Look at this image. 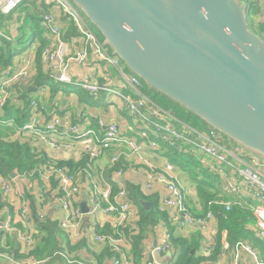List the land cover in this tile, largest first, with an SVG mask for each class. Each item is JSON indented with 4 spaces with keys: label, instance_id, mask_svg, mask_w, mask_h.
<instances>
[{
    "label": "built area",
    "instance_id": "1",
    "mask_svg": "<svg viewBox=\"0 0 264 264\" xmlns=\"http://www.w3.org/2000/svg\"><path fill=\"white\" fill-rule=\"evenodd\" d=\"M24 2L25 0H0V17H12ZM56 5L77 36L71 42L75 51L70 55L69 45L63 40L64 29L58 23L55 13L48 12L43 16L41 25L47 44L42 50V59L44 71L49 77L63 84L72 83L69 70L70 63L73 62L77 67L90 68L87 75L98 78L95 69L88 66L101 62L113 67L124 77L136 96L123 97L126 111L132 120V126L127 127L129 135L115 121L105 123L98 119L93 128L92 123L75 122L69 115L56 113L51 114L49 120L45 121L43 106L38 101H30L29 120L16 128L18 135L40 138L54 150H71L76 144H80L82 151L90 159L101 157L107 150H114L111 155L112 162H124L122 169L116 168L112 172V177L118 185L115 195L112 193V186L92 170L83 169L71 174L66 167H58L53 163H47L43 172L40 166L36 168L42 179L44 175L47 178L59 179L53 199L65 213L64 219L59 223L60 229L71 236L85 216L102 215L110 219V231L98 234L93 229L91 233L86 234L85 239L89 244L100 245L113 254L112 264H133V259L126 250L131 244V237L138 233L140 220L138 208L132 203L126 190V184L131 181L130 176L133 175L143 177L136 185L145 196L158 195L157 210L165 214L172 225L182 231L198 232L200 241L197 253L200 257L209 259L217 253L219 260L229 259L227 264H245L247 258L251 264H264V249L241 241L230 245L226 231L220 228L222 218L232 210L240 209L248 215L246 231L264 243V165L211 128L193 127L176 119L171 110L156 105L144 94V84L139 78L124 75L120 60L104 47L76 7L67 0H57ZM262 21L264 22V17ZM36 46L37 44L22 59L21 67L17 71L12 72L8 68L2 72L0 113L9 102L12 90L24 86L23 84L31 79ZM101 78L105 77L102 75ZM78 85L92 97H97L100 93L118 94L110 85L101 87L98 82L88 79H82ZM42 93H45L44 88L40 89V94ZM0 123L5 124L1 115ZM136 134L139 139L135 137ZM159 143L166 148L162 150ZM145 150L158 153L171 150L176 155L194 158L200 166L197 172L202 170L210 173L217 179L221 188L213 186L206 190L204 187L208 198L202 201L196 189L197 185H200L199 182L196 181L191 186L184 185L172 164L155 165L147 159ZM15 177H0V189L3 194L14 192ZM84 185L88 187L87 215L81 212L80 206L75 205ZM210 194L212 197H209ZM17 196L20 200L23 199L21 194ZM22 214L28 221L26 207L22 209ZM37 216L40 220L44 219L43 214ZM36 235L35 231H31L30 235L19 234L21 254L26 255L35 248ZM62 248L58 255L64 257L65 264H94L90 260H76L67 246ZM174 253L170 235L163 233L154 246L143 250V264H172ZM9 260H14L10 264L48 262V259L20 261L5 257L1 259V264H9Z\"/></svg>",
    "mask_w": 264,
    "mask_h": 264
},
{
    "label": "water",
    "instance_id": "2",
    "mask_svg": "<svg viewBox=\"0 0 264 264\" xmlns=\"http://www.w3.org/2000/svg\"><path fill=\"white\" fill-rule=\"evenodd\" d=\"M69 1L149 90L264 165V41L243 0Z\"/></svg>",
    "mask_w": 264,
    "mask_h": 264
},
{
    "label": "crops",
    "instance_id": "3",
    "mask_svg": "<svg viewBox=\"0 0 264 264\" xmlns=\"http://www.w3.org/2000/svg\"><path fill=\"white\" fill-rule=\"evenodd\" d=\"M56 2L57 0H44L43 4H45V7L43 6V11L55 13L58 23L64 29L63 40L69 45L70 55H72L75 49L71 46V42L76 38L77 35L73 30L71 24L68 23V21L61 16V13L57 8ZM255 2L257 3L258 8L260 9V14L257 17V21H262V18L264 17V0H255ZM12 17L3 19L10 20ZM32 47L33 46H29L22 53L14 57L12 65L8 67L10 68V71L15 72L21 67L22 59L26 56L27 53L31 51ZM88 67H92L95 69L98 78L95 76L87 75V73L91 70L90 68H80L72 62L70 63L69 70V74L70 77H72V81L74 82L83 76L80 80H78V82L82 79H88L89 81L98 82L101 87L107 84L110 85L111 89H113L118 94L108 95L107 93H102L99 96L94 97L97 101H89V99L83 98L81 95L77 96L76 94H74V92L68 96L60 97L57 92L58 89L52 84V79L49 77V75H47V73H45V71H43L44 76L48 77L49 80L47 82H42L39 87H35V78L37 77V70L36 65L34 63L31 76L32 85L30 86L31 88L28 87L30 88V90L28 91V93H24L26 92V88H24V86L15 88V90H12L9 102H11L12 105H14L15 108L21 112H24L25 108H27L28 114L25 123L28 122L30 117L29 104H25V102L30 103V101L35 100L38 101L39 104L43 106L45 110L43 114V118L45 121H48L50 115L53 113L59 115L68 114L70 115L71 119H73L75 122L83 121L92 123L93 128H95V122L98 119H101L105 123L109 121H115L116 123H118V125L124 132L128 133L127 127L132 126V120L126 111L123 97L136 98L135 94L126 84L124 77L120 76L113 67L101 62H94ZM4 70L0 71V77H2V72ZM121 70L125 76L132 75L123 63L121 65ZM102 75L105 77L104 79L101 78ZM41 88L46 89L43 95H40L38 91ZM84 92L87 93L86 91ZM87 95L88 97L93 98L88 93ZM72 104H74L75 108L72 107ZM3 113L4 109L2 110L0 115H2ZM129 134L130 133H128V135ZM6 141L17 142L21 145L26 144L29 146L31 153L34 155L35 158H44L55 163L65 161H71L75 163L81 161V159L85 156L80 144H76L74 149L71 150H64L63 148H60L59 150H54L51 149L48 144L40 138L18 135L17 133H14L10 137L6 138ZM159 144L163 149V145L161 143ZM113 152L114 150L105 151L101 158L95 162V167L92 171L96 175L101 176V178L105 182L109 183L114 189V187L118 188L117 182L115 179H113L112 172L110 174L108 173L109 168H106L108 164V156H111ZM145 152L146 155L151 158V162H153L155 165L160 166L164 165L165 163H168L166 160V158L169 157L167 155V152L158 153L156 151L153 152L148 150H145ZM175 173H177V170H175ZM14 176L16 175H12V178ZM142 179L143 177H135L132 175V179L128 183L136 185L139 181L141 182ZM185 185L191 186L187 181L185 182ZM54 191L55 187L53 188L51 186V192L45 195V193L43 192V186L39 181L31 180L29 178L21 176L15 177V186L13 193L5 195L0 190V210L4 208L0 213V221L4 225L10 223V228L8 231L3 228L5 230L4 233L8 235V238L6 239L4 244L5 252L10 254L14 253V251H18V254H21V243L18 238L19 234L24 233L26 235H30L31 231L38 232L36 219V213L38 212L39 214H43L46 219L55 222L59 227V223L64 219L65 213L53 199ZM87 191L88 187L84 185L82 187L79 199L75 204L77 207H79L80 203L85 201L87 207L89 208ZM15 193H22L21 196L23 199L20 200ZM115 194L116 193L113 192V195ZM146 196L155 198L156 201H158V195L150 194ZM21 204H25V207L29 212L28 221H26V218L22 214V210L20 207ZM109 223L110 219L104 218L102 215L99 214L85 216L75 233L71 236H69L68 233L61 230L59 227L60 231L63 234V237L61 239H58V242L61 244L62 247L67 246L69 252L75 255L76 260H90L94 264H112V261L114 259L113 254L111 257H103V254H106L107 249L97 244H89L85 239L86 234L88 232L91 233L93 229L98 234L105 233V230L109 232ZM166 232L170 235V237L171 235H173V237L176 238L187 239L190 240V243L199 244L200 241L198 232L179 230L174 225H172L167 220V218H162L157 221V224L153 228V231L150 234H147L145 239L143 240L144 249L147 247L154 246L157 243L158 238ZM257 248L264 249L260 247ZM126 250L131 255L133 259V264H143L144 259L142 255L139 257V259L133 258L131 244L127 246ZM96 257L101 258L102 261L98 263L96 261ZM194 258L203 259L199 262V264H227L229 262V259L219 260L217 257L215 259L202 258L198 255L197 250L195 251Z\"/></svg>",
    "mask_w": 264,
    "mask_h": 264
},
{
    "label": "trees",
    "instance_id": "4",
    "mask_svg": "<svg viewBox=\"0 0 264 264\" xmlns=\"http://www.w3.org/2000/svg\"><path fill=\"white\" fill-rule=\"evenodd\" d=\"M29 3L31 7L36 8L33 1L25 0L24 3ZM246 5V15H247V22L250 21V29L254 31L260 38L264 41V22L258 20L257 17L260 14V9L258 8L257 3L255 0H243ZM23 5L19 8L17 13L21 11H25ZM42 4L41 9H39V13H29L24 18V23L30 30L29 36L27 38L28 41L25 39V26L19 29V36L14 40L16 47H13L12 42L1 38L4 43L3 47H0V71L10 67L13 63L14 57L18 54L22 53L26 48L29 46L35 47V65L37 70V77L35 78V87H39L42 82H47L49 80L48 77L44 76V66H43V59H42V50L46 46L47 42L44 38V29L41 25L43 16L48 13L43 11ZM9 18V17H8ZM1 21L3 17L1 18ZM0 21V26H4V24ZM37 41V43H35ZM46 73V72H45ZM49 75V74H47ZM144 84V83H143ZM31 88V87H30ZM30 88L25 89L26 92L30 90ZM144 94L149 92V89L144 84L143 88ZM155 92V91H153ZM156 96L160 98V100H153L151 99L156 105L160 106L163 109H169L174 114V117L179 121L186 122L191 124L193 127L201 128L205 127L208 128L207 125L201 124L200 127L194 125V120L197 119L192 114L188 113L189 116H182L184 109L174 104L172 101L167 99L165 96L155 92ZM147 95V94H146ZM25 104H29L25 102ZM186 113V111L184 110ZM28 111L25 108L24 112L18 111L11 102H8L4 107V113L1 115V120L5 124L0 123V177L4 179L12 178V175L20 176L24 175V173H30L32 171H37L36 168L44 167L47 163H53L58 167H66L69 169L70 173L73 174L79 170L83 169H90L94 170L95 162L99 159H90L88 156H84L81 161L79 162H51L48 159H38L35 158L34 155L31 153L30 148L26 144H19L17 142H10L6 141V138L10 137L14 133H16V128L22 126L25 123ZM192 118H191V117ZM185 117H189L190 121L187 120ZM181 118V119H180ZM186 119V121H184ZM8 123V124H7ZM13 133V134H12ZM112 154V153H111ZM168 156H175L174 151H167ZM109 157L108 156V164H109ZM107 164L106 168H109V174L114 170H120L124 166V162L120 161L114 167H109ZM42 186L44 184L37 179ZM190 185L195 184L196 181H187ZM51 186L56 188V183L52 181ZM196 189L198 190V194L202 201L208 198V193L204 187L197 185ZM126 190L128 192V196L132 203L138 208L140 214V220L138 223V233L137 235L131 237V246H132V254L134 259H139L142 255L144 249L143 240L145 239L147 234H150L153 231V228L157 224L159 219H166L167 216L165 214L159 213L157 210V201L155 198L145 196L139 189L137 185L133 184H126ZM113 192H117V187H114ZM209 197H212L210 194ZM141 202H149L151 203V207L149 210H146L142 207ZM35 212V211H34ZM39 213V212H38ZM41 214V213H40ZM37 235H36V245L35 248L30 251L26 255H19L18 251H14V253H7L5 252V241L8 238V235L4 233V229L1 225L0 228V264L1 259L3 257H11L15 260L20 261H41L48 259L47 264H65L64 259L58 255V253L62 252V246L58 242V239L63 237L60 236V229L55 222H52L44 216L43 220H40L37 216ZM248 222V215L247 212H244L240 209H234L230 213H228L224 218L220 221V228L224 229L227 234V241L230 245H234L235 243L241 242H248L251 245L260 248H264V243H261L255 237H253L248 231H246V223ZM62 233V232H61ZM107 233V230H105ZM170 242L175 250L172 264H199L200 261L203 259H195L194 254L195 251L198 250L199 244L190 243V240L183 239V238H176L171 235ZM218 249V246H217ZM216 249V250H217ZM217 254V253H216ZM216 254H214L211 259L216 258ZM112 254L106 250V254H103V257H111ZM52 261V262H51ZM96 261L100 263L102 261L101 258L96 257Z\"/></svg>",
    "mask_w": 264,
    "mask_h": 264
},
{
    "label": "rangeland",
    "instance_id": "5",
    "mask_svg": "<svg viewBox=\"0 0 264 264\" xmlns=\"http://www.w3.org/2000/svg\"><path fill=\"white\" fill-rule=\"evenodd\" d=\"M29 1H33L36 8H33L31 7V5L29 3ZM29 3H24V6L23 7L25 9V11H21L20 13H15L13 15V17L8 20V19H0V21L4 24V26H0V47H3L4 46V43L3 41L1 40V38L5 39V40H8L10 42H12V45L13 47H16V44H15V39L19 36V29H21L23 26H25V39L26 41L28 36H29V33H30V30L28 28H26L27 26L25 25L24 23V18L26 15H28L30 12L31 13H39V9H41L42 7V4L44 3V0H28ZM77 9V8H76ZM77 11L79 12V10L77 9ZM80 15L84 18V16L81 14V12H79ZM84 20L86 21V23L90 26V28L93 30V32L96 34L97 38L100 39L101 41L103 40L101 35L98 33V31L91 25V23L89 21H87L85 18ZM250 24V21H248V25ZM35 43H37V41H35ZM78 79V78H77ZM71 81H72V77H71ZM52 84L58 89V95L61 97H65V96H68L70 95L71 93L74 92V94H76L77 96L78 95H81L83 98H86V99H89V101H97L94 97L93 98H90L88 97L87 93H85L82 88L78 85V80L76 81H72V83L70 84H73V85H69V84H63V83H60V82H57L56 80L52 79L51 80ZM24 85V88H28L32 85V81L31 79L28 80ZM45 89V88H44ZM46 90V89H45ZM39 93H40V90H38ZM155 92L149 90V92H147V96L149 97V99H153V100H160V98H158L156 96V94H154ZM44 93L40 94V95H43ZM102 94V93H100ZM99 94V95H100ZM98 95V96H99ZM10 101V100H9ZM178 106V105H177ZM72 107L75 108L74 104H72ZM182 113V116H189L187 114V111L186 113L184 112H181ZM59 115V114H58ZM65 115H68V114H65ZM194 116V115H193ZM70 117V115H69ZM191 117V116H190ZM71 118V117H70ZM187 120L190 121L189 117H185ZM192 118V117H191ZM197 118V117H196ZM181 119V118H180ZM186 119H184V121H186ZM194 120V125L195 126H198L200 127V123L201 124H204L202 121H200V119H193ZM187 122V121H186ZM184 122V123H186ZM188 124V123H187ZM191 125V124H189ZM192 126V125H191ZM135 137L137 139H139V135L136 134ZM224 137V136H222ZM225 140L229 141L227 138L224 137ZM165 145H163V149L164 150ZM147 159L149 161H152L150 157H147ZM167 162L172 164L174 167H175V170H177V176L178 178L180 179V181L185 185V182L186 181H197L199 182V184L203 185V187L206 188V190L208 188H211L213 186L215 187H218V188H221V185H219V182L217 181V179L215 177H213L210 173L208 172H205V171H202V170H199L197 172V169H200V166H198V161H196L194 158H189L188 156H183V155H175V156H172V157H167L166 158ZM21 176V175H20ZM132 178V175L130 176V179ZM1 190V189H0ZM49 194V193H48ZM4 208H2L0 210V213L2 212ZM39 213H36V216L38 215ZM28 215H29V212H28ZM2 224V222L0 223ZM2 227H3V224H2ZM193 232V231H192ZM60 236L62 237V233L60 232ZM7 257V256H6ZM62 257V256H61ZM5 258V257H3ZM64 259V257H62ZM65 260V259H64ZM14 261V260H9V264ZM52 262V261H51ZM133 263V262H132Z\"/></svg>",
    "mask_w": 264,
    "mask_h": 264
},
{
    "label": "bare ground",
    "instance_id": "6",
    "mask_svg": "<svg viewBox=\"0 0 264 264\" xmlns=\"http://www.w3.org/2000/svg\"><path fill=\"white\" fill-rule=\"evenodd\" d=\"M101 157H98V158H96V159H100ZM116 164H118V162H116V163H113L112 162V157L110 156L109 157V164H108V166L109 167H111V166H115ZM45 167L46 166H44V167H41L42 169H41V171L43 172V170L45 169ZM175 168V167H174ZM87 170H90V169H87ZM27 175H29L30 177H29V179H31V180H37V179H39L43 184H44V187H43V192L45 193V195L46 194H48L49 192H50V190H51V183H52V181H54L55 183H56V188L59 186V179H54V177H49V178H47L45 175H44V178L42 179L40 176H39V173H38V171H32V172H30V173H28V174H24V175H21V177H25V176H27ZM35 178V179H34ZM112 193H113V191H112ZM17 195H20V194H22V193H16ZM26 205L25 204H21L20 205V207H21V210L25 207ZM0 223H1V221H0ZM8 225V228H7V230H6V225H4L3 224V228L6 230V231H8L9 230V228H10V223H7Z\"/></svg>",
    "mask_w": 264,
    "mask_h": 264
}]
</instances>
